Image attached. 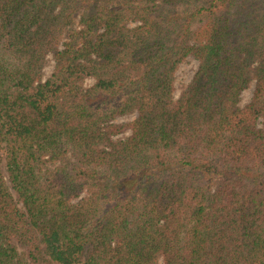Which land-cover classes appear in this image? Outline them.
Listing matches in <instances>:
<instances>
[{
  "label": "trees",
  "instance_id": "1",
  "mask_svg": "<svg viewBox=\"0 0 264 264\" xmlns=\"http://www.w3.org/2000/svg\"><path fill=\"white\" fill-rule=\"evenodd\" d=\"M0 264H264V0H0Z\"/></svg>",
  "mask_w": 264,
  "mask_h": 264
},
{
  "label": "rangeland",
  "instance_id": "2",
  "mask_svg": "<svg viewBox=\"0 0 264 264\" xmlns=\"http://www.w3.org/2000/svg\"><path fill=\"white\" fill-rule=\"evenodd\" d=\"M135 25H136V23H131V27H133ZM198 65H199L198 61H196L192 57H188L183 63L180 64V66H179V68L175 74V78H174V86H175L174 98L175 99H178L181 92L189 85L194 74L196 73V71L198 69ZM53 67H54V58L50 54L47 56V63H46L44 70H43V77H42L43 81L48 79L51 76V74L53 72ZM94 83H95L94 78L87 77L81 83V85L84 89H89L90 87H92L94 85ZM253 88H254V82L249 86V88H247L246 90H244L242 92L241 97H240V101L238 104L240 107H243L250 102V99L252 97ZM136 116H137L136 112H133L130 114L118 116V117H116L115 121L118 124H127L129 122H132L136 118ZM129 135H130V130L125 129L122 133L117 134V135L113 136L112 138L114 140L125 139ZM84 195L85 194H83L82 197H84Z\"/></svg>",
  "mask_w": 264,
  "mask_h": 264
}]
</instances>
